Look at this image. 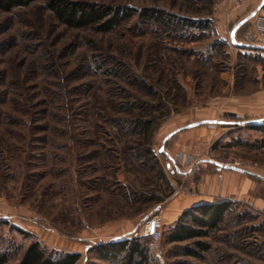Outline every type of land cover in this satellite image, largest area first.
Returning a JSON list of instances; mask_svg holds the SVG:
<instances>
[{"label":"rangeland","instance_id":"obj_1","mask_svg":"<svg viewBox=\"0 0 264 264\" xmlns=\"http://www.w3.org/2000/svg\"><path fill=\"white\" fill-rule=\"evenodd\" d=\"M82 1L195 27L135 16L101 34L59 24L44 1L0 11V252L16 263L38 241L79 254L76 264H121L95 248L159 215L146 264H264V49L245 40L264 27V0L228 19L218 0ZM205 160L256 176L255 202H231L220 230L197 239L210 249L196 259L182 250L196 240L166 235L180 216L172 204L216 169Z\"/></svg>","mask_w":264,"mask_h":264},{"label":"trees","instance_id":"obj_2","mask_svg":"<svg viewBox=\"0 0 264 264\" xmlns=\"http://www.w3.org/2000/svg\"><path fill=\"white\" fill-rule=\"evenodd\" d=\"M39 1H44L45 9L52 14L59 24L70 29L90 28L97 33L107 34L135 16L147 23H155L165 28L184 27L186 24L195 27L193 22L188 19L167 16L163 11L154 8L137 11L130 7L109 6L82 0H0V11L11 12L15 8L26 7ZM137 123L142 127L146 124L142 120ZM261 130H264V126ZM137 155L140 156V153ZM147 159L152 161V158ZM160 200V198H156L155 202H160ZM231 207V202L217 201L187 209L169 230L166 235L167 241L179 243L196 240L193 242V248L182 249L183 255L196 259L202 258L201 253L207 252L210 246L197 239L209 237L215 231L220 230ZM18 231L20 234L26 235L21 230ZM150 249L151 241L149 238L130 237L124 240L102 243L95 248V253L99 259L104 261H118L121 264H146ZM78 259L79 254L48 252L41 246L40 242L32 241L25 248L18 261L12 264H76ZM9 261L8 255L0 252V264H10ZM173 264L192 263L177 261Z\"/></svg>","mask_w":264,"mask_h":264},{"label":"crops","instance_id":"obj_3","mask_svg":"<svg viewBox=\"0 0 264 264\" xmlns=\"http://www.w3.org/2000/svg\"><path fill=\"white\" fill-rule=\"evenodd\" d=\"M251 47L264 49V42ZM254 178L257 177L245 171L238 173L225 170L218 171L214 168L209 172H204L193 190V194L172 204L173 220L175 221L189 208L212 204L217 201L239 203L245 207L253 206L256 188ZM257 201L263 203L260 199Z\"/></svg>","mask_w":264,"mask_h":264},{"label":"built area","instance_id":"obj_4","mask_svg":"<svg viewBox=\"0 0 264 264\" xmlns=\"http://www.w3.org/2000/svg\"><path fill=\"white\" fill-rule=\"evenodd\" d=\"M219 6L223 8V12L225 17L228 19L230 18L234 13L244 9L245 7L249 6V4L253 0H218ZM258 34L255 33H247L245 36L246 42L250 46H256L263 43L261 40L263 38H259V36L264 37V27L258 28ZM216 162V161H215ZM221 165L229 166L237 168L239 166V163L236 160L229 161L227 163H220ZM0 216L5 217L0 212ZM163 222L159 215H155L147 219L143 224V230H133L128 237L133 238H149L151 241V249L154 251H158L160 247V239H161V232H162Z\"/></svg>","mask_w":264,"mask_h":264},{"label":"water","instance_id":"obj_5","mask_svg":"<svg viewBox=\"0 0 264 264\" xmlns=\"http://www.w3.org/2000/svg\"><path fill=\"white\" fill-rule=\"evenodd\" d=\"M251 19V16L245 18L244 20H242L241 22H239L235 27L234 29L232 30V34L231 36L234 37L235 36V32L240 28L242 27L246 22H248L249 20ZM205 162L207 164H211L213 166L216 167V169L218 171L220 170H225V171H234V172H238V173H244L243 170L239 169V168H234V167H229V166H225V165H221L219 164L218 162H215L213 160H205Z\"/></svg>","mask_w":264,"mask_h":264}]
</instances>
